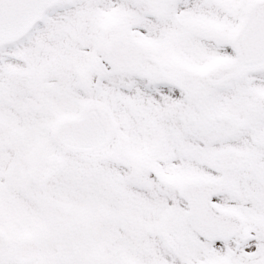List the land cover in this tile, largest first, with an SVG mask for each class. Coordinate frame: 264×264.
I'll use <instances>...</instances> for the list:
<instances>
[{"label": "snow or ice", "instance_id": "obj_1", "mask_svg": "<svg viewBox=\"0 0 264 264\" xmlns=\"http://www.w3.org/2000/svg\"><path fill=\"white\" fill-rule=\"evenodd\" d=\"M0 264H264V0H0Z\"/></svg>", "mask_w": 264, "mask_h": 264}]
</instances>
